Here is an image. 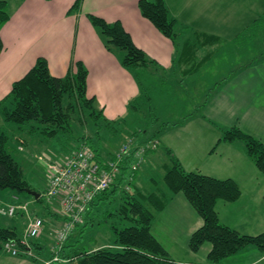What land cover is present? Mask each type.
Wrapping results in <instances>:
<instances>
[{
	"label": "crops",
	"instance_id": "0c3cea01",
	"mask_svg": "<svg viewBox=\"0 0 264 264\" xmlns=\"http://www.w3.org/2000/svg\"><path fill=\"white\" fill-rule=\"evenodd\" d=\"M75 1L16 0L18 6H9L11 19L0 31L4 45L0 56V102L34 67L38 58L47 59L55 77L66 76L77 62H82L89 71L88 96L96 99L97 109L104 112L108 121H117L130 107L136 110L134 106L129 107L133 100L143 98V86L138 83L141 72H145L143 76L152 74V69L175 72L180 65L183 75L197 73L196 68L218 57V51H235L237 37L245 31L264 30L257 24L264 15V0H166L171 16L181 29L179 40L183 43V52L180 56L173 41L142 16L139 0H82L79 11L69 13ZM88 15L109 23L120 22L135 45L156 65L138 69L123 67V54L109 52L103 46L102 37ZM243 44L240 46L247 51L249 43ZM182 56L188 57V61L193 58L188 63L193 64L191 68L181 66ZM260 58L230 71L211 90H216L213 96L190 113L195 117L185 125L162 133L157 143L160 146L155 148L170 149L189 173L233 180L241 190V198L233 203L219 200L215 211L223 225L245 236L264 234V174L242 146L220 142V128L239 127L264 144V56ZM1 131L15 137L20 148L28 145L20 130L4 121L0 108ZM152 154L154 152L148 156ZM150 183L154 187L150 193L171 196L157 181ZM13 196L30 203V207L34 205L33 200L22 201L20 195ZM171 197L162 211L154 212L152 233L171 257L185 252L196 258L205 251L208 260L211 246L204 245L198 253L189 248L190 237L202 227L203 220L183 194ZM33 209L31 212L40 214L39 209ZM0 219L5 222L1 227H18L20 236L27 227L24 217L17 221L0 215ZM93 230L90 228L88 232ZM38 243H42L41 240ZM245 251L252 256L247 263H244V255L249 254L241 252L221 264L264 261V255L256 249ZM39 260L44 262L42 257ZM0 264L36 263L6 253L0 255Z\"/></svg>",
	"mask_w": 264,
	"mask_h": 264
},
{
	"label": "trees",
	"instance_id": "16d2710c",
	"mask_svg": "<svg viewBox=\"0 0 264 264\" xmlns=\"http://www.w3.org/2000/svg\"><path fill=\"white\" fill-rule=\"evenodd\" d=\"M81 3L82 0H76L69 13L79 11ZM138 7L144 18L173 41L177 53L181 56L183 48L180 47L179 42V25L171 16L166 0H139ZM88 18L104 39L106 49L112 53L123 54L121 59L123 67L138 69L156 65L154 60L135 45L131 35L120 22L109 23L94 15H88ZM10 19L9 3L0 0V30ZM3 50L4 45L0 36V56ZM197 53L198 51L194 55ZM187 59L186 56L178 59L181 66H187L190 61ZM88 76L89 71L86 66L82 62H77L66 76L55 77L50 72L47 59L38 58L34 67L13 85L9 95L0 102L4 121L15 125L26 140L25 135L40 132L49 139L59 136L69 137L78 147L86 144L94 152L97 163L106 166L107 162L115 161L120 151L114 154L108 153V158L102 155L101 128L110 127L112 122L105 118L103 111L97 109L96 99L88 96ZM138 83L141 85L140 80ZM129 106L134 105L131 103ZM194 117V114H190L179 121L163 123L152 137L143 138L144 141L139 146L136 143V146L129 151V155H124L119 163L117 177L112 186L89 205L81 224L76 223L70 228V219L62 212L57 202L45 200L44 194L48 185L42 193H38L41 195L40 199L37 200L32 196L34 203H45L46 212L41 211L40 214L31 212L30 203L21 202L17 196H12L9 203L2 202V206L28 204V211L17 212L20 218L24 217L27 220V227L21 236L18 227L0 226V255L7 253L36 264H183L174 261L152 233L154 212L162 211L171 200V196L177 194H183L203 220L202 227L194 232L189 240V248L193 253H198L204 245L209 244L210 264H221L250 247L264 255V234L241 235L223 225L215 211L219 200L233 203L241 198V190L233 180H218L199 173H189L170 149L163 148L169 161L164 165L163 183L171 196L158 192L145 194L137 188L139 166L135 171L133 166L137 161V153L145 147V143L150 141L158 143L160 135L166 130L185 125ZM85 118L95 128L92 138L86 136L84 132ZM73 123L78 130L76 133L72 128ZM220 131L222 133L220 142L242 146L248 157L264 174V144L260 140L239 127L220 128ZM11 140L6 132H0V190L12 191L18 195L25 192L29 194V191L33 190L25 179L23 168L9 150ZM155 150L157 149L152 147L145 150L141 156L142 160L149 154L155 153ZM14 197L18 200L15 201ZM101 210L104 214L97 219ZM32 211L36 212L34 209ZM16 215L13 218H16ZM40 216L44 223L42 232L46 234H49L50 225L45 223L44 218H48L51 224H54L53 221L60 222V228L56 229L54 238L50 241L46 236L48 243L42 241L38 243L39 235L29 240L27 244H23L22 239L30 221ZM115 216H118L121 222L128 223V226L118 229L119 224H116L117 227L111 225L114 233L112 243L92 248L81 242L83 234H87L90 228L95 230L103 223H108L103 220L105 217ZM60 232L67 233L66 239L60 247L54 249ZM9 242L15 244L16 255L5 249ZM50 242H54V245ZM39 257H42L44 262H41Z\"/></svg>",
	"mask_w": 264,
	"mask_h": 264
},
{
	"label": "rangeland",
	"instance_id": "374dc122",
	"mask_svg": "<svg viewBox=\"0 0 264 264\" xmlns=\"http://www.w3.org/2000/svg\"><path fill=\"white\" fill-rule=\"evenodd\" d=\"M7 2L11 7L18 6L16 0H8ZM9 11L12 14L11 9H9ZM262 16L263 17L257 23L260 29L264 27V15ZM178 30L181 29L178 28ZM237 38L238 43L235 51H218V57L203 62L196 68L198 70L196 71L197 73L183 75L179 70L180 65L176 67L175 72L170 71L162 73L160 70L155 71L156 69H152L153 73L147 76H143L144 71L141 72L139 80L143 86V98L133 100V105L136 107V110L129 106L128 112L117 121H112L110 127L103 126L101 128L102 155L108 158V153L114 154L119 152L124 144L131 138H133L139 146L144 139L152 137L153 134L161 128L163 123L181 120L188 114L195 112L194 110L197 109L199 105L213 96L216 90H213V92L211 90L214 89L222 78L228 76L230 71L236 69L238 66L255 61L258 58L261 59L260 57L264 56V30H247ZM101 42L105 47L103 38ZM179 42L182 41L179 40ZM243 43H249L247 51L246 47L240 46ZM180 44V47H183V43ZM190 65L192 66L193 64ZM190 65L188 64L182 67L191 68ZM138 110L140 112H138ZM83 127L85 128L84 132L86 136L92 138L95 131L93 124L85 118ZM72 128L74 133L78 132L74 123L72 124ZM26 131H28V129H26ZM25 136L27 138V146L20 148V145L16 143V138L12 136V140L9 143V150L23 168L25 179L30 184L33 192L42 193L44 188L48 185L50 178L49 166L52 164H62L78 145L69 137L64 136L49 139L40 132ZM139 139H141V141ZM154 143V141L145 143V148L148 149V146H155ZM168 163V156L164 149L161 148L155 150V153L148 156L145 160H140L139 177L137 178L139 190L144 193L152 192L154 187L150 183L151 180L157 181L160 187L166 190V186L163 183V166ZM13 194L15 193L12 191L0 190V204L1 202H11ZM19 195L22 201L26 199L29 201L33 200V197L27 192ZM44 204L34 203L30 208L33 209V207H35L40 211L46 212ZM113 213L117 214V212ZM103 214L104 211L101 210L100 216L97 219H100ZM40 218L42 217L40 216ZM44 219L45 223L50 225L48 232L51 237L49 234H46V232H42L39 239L43 243H48L46 240L47 237L50 241L54 238L56 229L60 228V222L53 221L54 224H51L48 218ZM15 220H20L19 214L16 215ZM103 220L108 221V223H103L100 227H96L94 231L83 234L81 242H83L84 245L92 246V248L102 247L101 244L108 245L112 243L114 239L112 226L117 227L116 224H119L117 227L118 229L128 226V223L121 222L118 216L110 218L105 217ZM4 224L5 222L0 219V226H4ZM45 230L47 231V227ZM50 243L54 245V242ZM207 245L210 246L209 244ZM250 248L255 250L253 247ZM177 254L182 255L177 256L175 253L173 257H170L178 263L210 264L206 256H204L205 251H202L196 258L190 257L185 252ZM243 254L249 253L243 251ZM244 256V263H247V261L252 258L251 254ZM260 264H264V261Z\"/></svg>",
	"mask_w": 264,
	"mask_h": 264
},
{
	"label": "built area",
	"instance_id": "2783aa9c",
	"mask_svg": "<svg viewBox=\"0 0 264 264\" xmlns=\"http://www.w3.org/2000/svg\"><path fill=\"white\" fill-rule=\"evenodd\" d=\"M154 144L155 146H151L152 149L157 147V143ZM135 146L136 142L131 138L120 149L115 161L107 162L106 166H103L95 160L94 152L86 144H81L62 164L49 166L50 178L48 189L44 194L45 200L57 202L62 212L69 217L70 228L76 223H83L89 205L112 186L117 177L119 163L124 155H129V151ZM145 147L137 153V161L133 166L134 171L138 168L139 161L143 159L141 156L147 150ZM151 147L148 146V148ZM14 200L17 201L18 198L14 197ZM20 210L27 212L28 204L23 206L17 204L2 206L0 204V215L7 218H13ZM43 225L41 218H33L28 225L22 243L27 244L32 238L38 237L43 230ZM66 234L65 232L58 234L54 249L63 244ZM14 247L15 244L9 242L5 249L16 255L17 251L14 250Z\"/></svg>",
	"mask_w": 264,
	"mask_h": 264
},
{
	"label": "water",
	"instance_id": "95a60500",
	"mask_svg": "<svg viewBox=\"0 0 264 264\" xmlns=\"http://www.w3.org/2000/svg\"><path fill=\"white\" fill-rule=\"evenodd\" d=\"M29 194L33 196L34 198H36L37 200L40 199V196H41L40 194L33 192V191H29Z\"/></svg>",
	"mask_w": 264,
	"mask_h": 264
}]
</instances>
